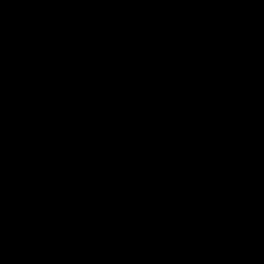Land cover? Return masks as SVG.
Here are the masks:
<instances>
[{"label":"water","instance_id":"95a60500","mask_svg":"<svg viewBox=\"0 0 264 264\" xmlns=\"http://www.w3.org/2000/svg\"><path fill=\"white\" fill-rule=\"evenodd\" d=\"M0 264H264V0H0Z\"/></svg>","mask_w":264,"mask_h":264}]
</instances>
